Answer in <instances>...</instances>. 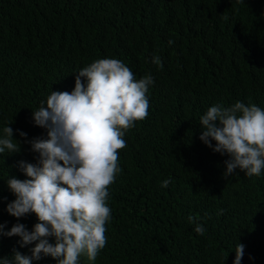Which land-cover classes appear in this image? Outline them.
I'll list each match as a JSON object with an SVG mask.
<instances>
[{
  "label": "trees",
  "instance_id": "16d2710c",
  "mask_svg": "<svg viewBox=\"0 0 264 264\" xmlns=\"http://www.w3.org/2000/svg\"><path fill=\"white\" fill-rule=\"evenodd\" d=\"M104 58L122 60L138 79L150 73L154 84L148 117L119 151L107 244L94 264H233L237 243L241 264H264V171L225 178L228 157L199 139L213 105L264 108V0H0V136L10 125L21 148L0 154L4 231L19 223L31 232L38 222L6 211L15 199L7 180L26 179L18 162H36L18 130L46 137L32 112L51 91H73L76 73ZM189 215L201 218L204 235ZM19 239L0 236V257L30 256L35 244L21 248Z\"/></svg>",
  "mask_w": 264,
  "mask_h": 264
},
{
  "label": "clouds",
  "instance_id": "9594fccd",
  "mask_svg": "<svg viewBox=\"0 0 264 264\" xmlns=\"http://www.w3.org/2000/svg\"><path fill=\"white\" fill-rule=\"evenodd\" d=\"M150 62L163 67L158 54ZM153 84L150 73L138 79L120 59H98L76 73L73 91H51L46 103L32 112L34 126L44 129L46 137L28 140L18 130L36 162H18L26 179L7 180L15 199L6 211L17 219L34 214L38 222L31 232L19 223L5 232L0 224V236L19 237L21 248L35 246L30 256L15 251L12 260L0 257V264H33L49 256L57 264H80L81 257L94 264L107 244L110 186L122 171L119 151L127 146L126 132L148 117ZM199 125L200 141L228 157L225 178L237 169L249 178L264 171V108L241 101L229 107L216 104L200 117ZM2 131L0 154L19 153L12 127ZM170 182L171 178L165 179L160 186L167 188ZM200 219L188 216V222L196 225L194 231L204 235ZM244 250L237 243L233 264H241Z\"/></svg>",
  "mask_w": 264,
  "mask_h": 264
}]
</instances>
